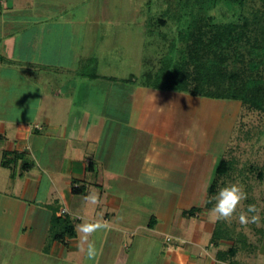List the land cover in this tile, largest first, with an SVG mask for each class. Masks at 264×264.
I'll return each instance as SVG.
<instances>
[{"label":"crops","instance_id":"obj_1","mask_svg":"<svg viewBox=\"0 0 264 264\" xmlns=\"http://www.w3.org/2000/svg\"><path fill=\"white\" fill-rule=\"evenodd\" d=\"M76 12L0 13V264H264V216L242 245L206 208L219 161L194 97L88 74L99 42ZM53 210L74 223L64 243Z\"/></svg>","mask_w":264,"mask_h":264},{"label":"rangeland","instance_id":"obj_2","mask_svg":"<svg viewBox=\"0 0 264 264\" xmlns=\"http://www.w3.org/2000/svg\"><path fill=\"white\" fill-rule=\"evenodd\" d=\"M39 1L72 7L79 19L87 18L88 26L94 30L95 42H99L97 48L95 46V58L86 67L88 74L97 72L118 78L134 75L135 83L142 85L144 73L154 71L160 65L172 42L181 47L177 36L185 25V20L180 18L185 0ZM259 6V2L249 3L245 12H252ZM83 10L88 13H81ZM209 15L223 19L230 16H219L213 10ZM173 95L180 99L192 97L185 93ZM193 99L196 101L192 105H198L197 115L207 122L213 156L232 166L231 171L219 178L214 176L212 180L215 188L211 209L223 188L241 187L246 199L237 205L231 217L222 219L219 228L225 231L222 235L234 238V243L243 245L246 241L249 244L255 226L251 218L254 216L258 220L264 216V113L249 109L239 101ZM160 194L151 193L154 199ZM250 205L256 211L249 212ZM242 214L247 223H241L239 217Z\"/></svg>","mask_w":264,"mask_h":264},{"label":"trees","instance_id":"obj_3","mask_svg":"<svg viewBox=\"0 0 264 264\" xmlns=\"http://www.w3.org/2000/svg\"><path fill=\"white\" fill-rule=\"evenodd\" d=\"M254 2H259V8L246 13L247 5ZM181 10L180 18L185 20L177 36L181 47L172 42L160 65L144 73L142 86L210 100L239 101L264 113V0H185ZM212 10L219 16H230L216 18L209 15ZM131 79L135 82L136 77ZM231 169L226 161H220L215 177ZM214 184L208 192V209ZM72 193L85 192L74 182ZM50 232L53 240L64 243L74 237V223L53 210Z\"/></svg>","mask_w":264,"mask_h":264},{"label":"clouds","instance_id":"obj_4","mask_svg":"<svg viewBox=\"0 0 264 264\" xmlns=\"http://www.w3.org/2000/svg\"><path fill=\"white\" fill-rule=\"evenodd\" d=\"M246 199V193L242 190L241 187H238L236 185H232L230 187L223 188L217 196V203L212 210L215 218L220 219H227L232 216V214L235 212L237 205L242 201ZM95 202V201H93ZM249 212L256 211L254 206H249L248 208ZM242 224L247 223L246 217L242 214L239 217ZM256 217H253V220L255 221ZM81 231L85 234L90 233L92 231V228L90 226H83L81 228ZM84 239H87V235L84 236ZM94 254V249L92 245H89V256Z\"/></svg>","mask_w":264,"mask_h":264},{"label":"built area","instance_id":"obj_5","mask_svg":"<svg viewBox=\"0 0 264 264\" xmlns=\"http://www.w3.org/2000/svg\"><path fill=\"white\" fill-rule=\"evenodd\" d=\"M3 5H4V0H0V13H1V10H2V7H3ZM61 214H66V211L65 210H62L61 211Z\"/></svg>","mask_w":264,"mask_h":264}]
</instances>
